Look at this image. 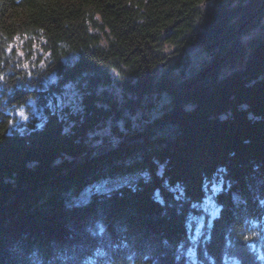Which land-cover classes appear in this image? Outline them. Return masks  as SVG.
<instances>
[{"label": "trees", "instance_id": "trees-1", "mask_svg": "<svg viewBox=\"0 0 264 264\" xmlns=\"http://www.w3.org/2000/svg\"><path fill=\"white\" fill-rule=\"evenodd\" d=\"M0 264H264V0H0Z\"/></svg>", "mask_w": 264, "mask_h": 264}, {"label": "rangeland", "instance_id": "rangeland-1", "mask_svg": "<svg viewBox=\"0 0 264 264\" xmlns=\"http://www.w3.org/2000/svg\"><path fill=\"white\" fill-rule=\"evenodd\" d=\"M17 116H18L19 118H24L25 115H24V113H23V110H20V111L18 112ZM103 133H104V132H103ZM203 207H204V209H205L206 211H208L209 214H212V211H213V205H212L211 201L209 200V198L205 200Z\"/></svg>", "mask_w": 264, "mask_h": 264}]
</instances>
